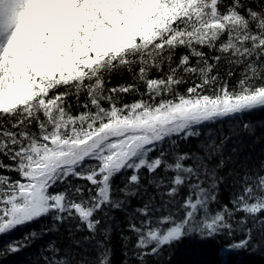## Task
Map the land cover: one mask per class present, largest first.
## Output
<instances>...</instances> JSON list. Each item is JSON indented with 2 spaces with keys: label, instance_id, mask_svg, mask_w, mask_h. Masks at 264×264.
Listing matches in <instances>:
<instances>
[{
  "label": "snow or ice",
  "instance_id": "snow-or-ice-1",
  "mask_svg": "<svg viewBox=\"0 0 264 264\" xmlns=\"http://www.w3.org/2000/svg\"><path fill=\"white\" fill-rule=\"evenodd\" d=\"M257 110L264 0H0V237L50 218L0 259L51 235L26 264H113L114 226L121 264L192 235L257 251L264 160L221 175Z\"/></svg>",
  "mask_w": 264,
  "mask_h": 264
},
{
  "label": "trees",
  "instance_id": "trees-1",
  "mask_svg": "<svg viewBox=\"0 0 264 264\" xmlns=\"http://www.w3.org/2000/svg\"><path fill=\"white\" fill-rule=\"evenodd\" d=\"M205 52L208 49H204ZM130 77L127 73L123 75L116 73L113 74L111 78V84L114 86L119 83L128 82ZM126 102L132 100L131 96L124 97ZM242 119L247 122L251 121L255 124H264V110L253 111L252 113L245 114ZM229 123H235V121L225 120L215 125H210L212 128H220L223 126L224 131L227 132ZM256 134L258 136L264 135V127H258ZM238 138L234 137L233 140ZM196 141H191V145L194 147ZM238 147V152L233 154L231 153L232 147ZM181 150H187L186 146L181 144ZM155 154V153H154ZM153 154V155H154ZM225 155L232 156V160L226 165L222 170L221 175H226L229 169L240 170L241 165L247 164L249 168L253 166H258L261 160H264V139H261L259 142H255L254 137L244 136L242 138V143L240 145H234L233 141H229ZM15 175V174H13ZM231 177L229 180L221 185V199L224 202H227L228 189L227 184L230 183ZM115 184H120V177L117 176L115 179ZM152 191V189H149ZM139 203L138 199H133L132 204L137 205ZM115 220L114 225L119 223L120 227L126 224L124 214L120 211H115L113 213ZM50 223V218H44L36 223L28 225L24 228H20L13 232L10 236L0 237V247H2L8 240L16 238L19 239L23 234L31 229L39 230L41 224ZM66 226L61 227V232L64 234L65 239L63 243H67V232L65 231ZM86 232L77 233V236L86 235ZM51 235L44 236L42 240H37L32 244L30 248L25 249L21 253L8 256L6 259H0V264H26V257L30 253H35L46 241L54 239ZM241 237L236 236L235 240H239ZM112 249H113V264H121L123 259L121 248L122 241L120 239L119 230L114 226L112 232ZM232 242L227 236H218L212 239L201 240L198 235H192L186 237L181 241L174 242L171 246H165L162 249L163 255L159 259L153 257H148V264H264V245H262L257 251L249 250H232L228 251V245Z\"/></svg>",
  "mask_w": 264,
  "mask_h": 264
}]
</instances>
